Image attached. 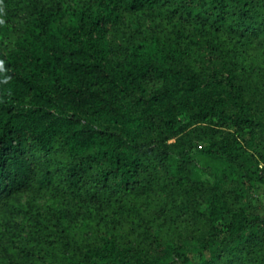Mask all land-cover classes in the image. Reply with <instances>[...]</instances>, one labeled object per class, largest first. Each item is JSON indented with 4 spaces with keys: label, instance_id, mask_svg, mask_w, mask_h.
<instances>
[{
    "label": "trees",
    "instance_id": "trees-1",
    "mask_svg": "<svg viewBox=\"0 0 264 264\" xmlns=\"http://www.w3.org/2000/svg\"><path fill=\"white\" fill-rule=\"evenodd\" d=\"M70 1L0 0V264H264V0Z\"/></svg>",
    "mask_w": 264,
    "mask_h": 264
},
{
    "label": "rangeland",
    "instance_id": "rangeland-1",
    "mask_svg": "<svg viewBox=\"0 0 264 264\" xmlns=\"http://www.w3.org/2000/svg\"><path fill=\"white\" fill-rule=\"evenodd\" d=\"M71 3H79L82 2V0H72ZM27 6H23L22 13L25 14L27 12ZM160 20H154L151 21V16H147L144 14H137L135 17L130 19L123 28L128 33L135 34L140 32V30L143 27H150V28H157V23H159ZM18 24L20 25V22L18 21ZM122 30V28H121ZM113 32H121L120 30H117V28H114ZM123 32V31H122ZM16 36V33L14 37H12V41L10 46L14 43V38ZM206 58V52H202V55L199 56L200 60H205ZM195 129H197V126H194ZM194 132L195 136L199 131ZM175 139H171L170 142H174ZM209 140H205L204 143H207ZM205 159L198 157L197 162L199 165H202L205 163ZM244 202L250 207L251 211L254 213H258L262 216H264V183H256L255 187L252 189H248L245 194ZM57 203L55 199H51L49 194H45L42 196H37L35 200L32 201L31 194H24L20 198H18L17 201H15V204L13 205L15 209V214L12 222V226L7 225L6 230H4V233L1 234L0 237V254L4 253V246H6L7 243L12 242L13 246L16 247L17 252L18 251H30L33 247L32 245L27 243L28 235L30 232V227L32 225V222L30 219L33 217L32 212L34 211L36 214L45 215L50 212H54ZM90 215L88 208H82L79 211H74L72 218L75 222L81 224L85 217H88ZM157 216H160L159 213H156ZM109 217H107V220ZM95 222V220H94ZM3 227V226H1ZM169 223L166 221L165 218L157 219L151 226L150 230L154 233H157L162 228H168ZM14 238L15 240H13ZM24 251L23 253H25ZM27 255V254H25ZM24 255V256H25Z\"/></svg>",
    "mask_w": 264,
    "mask_h": 264
}]
</instances>
